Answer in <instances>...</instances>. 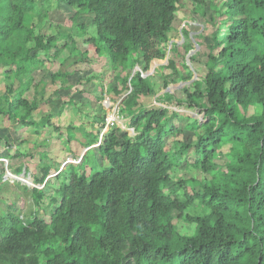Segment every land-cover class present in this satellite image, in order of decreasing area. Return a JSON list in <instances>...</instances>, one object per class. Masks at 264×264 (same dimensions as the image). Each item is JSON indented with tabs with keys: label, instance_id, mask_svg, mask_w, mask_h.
<instances>
[{
	"label": "trees",
	"instance_id": "1",
	"mask_svg": "<svg viewBox=\"0 0 264 264\" xmlns=\"http://www.w3.org/2000/svg\"><path fill=\"white\" fill-rule=\"evenodd\" d=\"M187 1L205 23L195 37L205 57V73L184 86L183 100L176 101L198 109L201 120L180 129L172 122L179 118L177 113L168 115L161 106L145 109L139 102L140 97L155 94L152 76L130 72L135 65L147 72L153 60L165 59L183 0H55V10L63 15L73 11V27L58 23L48 34L39 30L49 22L48 9H37L36 0H0V78L5 89L0 92V118L32 127L37 134L52 127L51 120L65 105L81 112V103L67 97L56 113L49 111L34 121L36 104L24 94L40 91L42 104L58 101L60 91L72 88L69 69L91 66L102 57L110 66L106 78L118 80L110 81L108 96L115 101L124 95L117 113L135 132L130 137L112 127L100 136L106 115L102 107L85 116L90 133L67 125L68 147L74 142L75 151L81 152L98 144L91 152L100 170L86 171V151L80 163H69L58 172L49 195L48 219L38 213L47 178L57 169L39 168L41 175L33 182L40 189L16 184L29 193L33 209L22 213L23 196L20 206L3 202L0 264H264V0ZM80 15L91 16V29L76 23ZM182 34L188 40L187 32ZM73 35L87 38L77 43ZM189 50V41L169 50L180 54L179 66L167 57L162 68L169 73L160 77L159 90L177 77L191 80L183 55ZM194 57L189 58L191 64ZM52 62L57 69L48 85L56 89L46 96L45 83L35 82L33 74ZM98 91L93 99L101 104L103 87ZM163 97L161 104L173 103L172 93L165 91ZM59 129L55 124L53 130ZM185 131L192 133V142L182 138ZM2 146L5 153L0 158L9 163L21 160L18 166L10 164V172L20 177L23 168L27 176L26 154L10 150L13 145L6 137L0 138V152ZM47 156L43 152L40 159ZM181 163L201 177L175 178L173 169ZM3 176L0 171V188L8 180ZM30 179L23 181L31 186ZM178 188L182 196L176 193Z\"/></svg>",
	"mask_w": 264,
	"mask_h": 264
},
{
	"label": "rangeland",
	"instance_id": "2",
	"mask_svg": "<svg viewBox=\"0 0 264 264\" xmlns=\"http://www.w3.org/2000/svg\"><path fill=\"white\" fill-rule=\"evenodd\" d=\"M215 2H219V0H214ZM36 5L37 9L45 7L48 9L49 12V22L44 23L40 28V32L42 34H48L53 31V28L56 24H62L70 30H72L73 23L70 21V16L73 14L72 10H65V14L63 15L59 10H55V0H36ZM206 14L209 15L210 11L208 10L207 6L204 7ZM203 9V11H204ZM62 10V9H61ZM63 11V10H62ZM205 20V18H204ZM76 23H83L87 28H90L91 26V16L90 15H80L76 21ZM91 29V28H90ZM205 29V23L203 19L200 17L199 14L192 13V7L190 1L183 0L182 4L178 7L177 12L175 13V19L172 23V30L169 34V39H168V44H167V50H166V57L163 60H153L150 65L149 69L147 72H142L141 71V76L142 77H148L152 76L151 78L153 79V86L155 90V94L152 96L148 97H140L139 102L143 104V107L145 109H154L157 107H164L167 109L168 115L171 112H175L178 115V119L176 120L175 118H172V122L178 126V128L182 129L186 125L191 123V120H201V113L198 109L195 108H189L186 105L180 103L177 104L178 101H182L184 96L181 93V89L184 86H187L190 82H185L181 81L178 77L176 78V82L173 84H169L165 90H159L161 80L160 77H164V75H167L169 73V70H165L162 68L167 64V57H170V59L174 58L176 59L175 62H178L176 65L179 66V58L180 54L176 55L175 53L169 51L173 46H178L180 49L181 45L186 42H190L191 44V50H189L187 53H182L183 51H179L181 54L184 55V60L186 65L188 66L189 70L191 71V80H198L201 75L205 73V68L203 66V63L205 61V57L203 54L202 48L199 47L197 44L198 41H196L195 37L199 35L203 30ZM91 31V30H90ZM182 31L187 32V37L188 40H185L184 35L182 34ZM209 32V31H208ZM209 35V33H208ZM207 35V36H208ZM74 36V40L79 43L82 41V39L87 38V35L80 39L78 36ZM209 37V36H208ZM204 41V39H201ZM195 56V60L193 64L190 63L189 58L190 56ZM97 60V65L92 64L89 66L88 63L86 64H78L73 66L72 68L69 69L70 72H72L71 76L68 77L70 81L68 82L72 85V88L66 91H60V97L61 101H54V102H48V103H41V92L40 91H35L33 92L28 91L24 94V98L28 99V101L34 102L36 104V109L32 113V118L34 121H38L41 116H43L45 113H48L51 111L52 113H56L60 109V105L62 101H65L68 99L67 97H70L73 101L74 104L76 102L81 103L79 106L81 112L76 111L75 108L68 104L62 107V111L60 114H58V117H55L51 120L52 127H47L44 129H40L39 133L35 134L34 129L32 127H24L21 124H18L14 120L7 121L5 118H0V138L1 137H6L8 139L9 144L13 145L10 150L16 149L20 153H25L26 158L25 160H28L26 163L27 168H29V171L27 172V179L31 178V186H29L26 183L20 182L18 179H22L20 177H15L17 179H14L13 173L10 172V164L11 166H18L21 162L20 159H16L13 161V163H9L8 160L0 158V171H3L4 179L6 182L1 186L0 188V210L5 207L4 201L6 202H17V206H20V202L22 198L24 197V207L22 210V213L24 215H27L29 210L33 209V204H32V199L29 196V193H24L21 189H18L17 186H25L27 189H32V188H42V186H35L33 182V177L34 176H40L41 172L39 168L41 166L48 165L47 167L48 170L52 169H57V172H51L48 176L47 184L46 187L43 189L44 190V195L45 198L42 200L40 203V207L42 208L41 211L38 213L42 218L48 219V213L51 210V204H49V195L53 191V188L55 184L57 183L56 181V175L58 172H61L64 170L69 164L73 163V166H76V160L78 156L82 155L84 152H86L85 156L90 160L86 162L87 167L85 168L86 171L88 169L96 170L98 168L97 160H96V155L93 156L94 152H91V150H95V147H90L88 148H83L81 152L75 151V148L78 150V145L75 144L74 142H71L72 145L68 147L65 139H66V132H65V127L67 125H73L75 129H82L85 133H90V124L88 123L89 118H86L87 116L90 117L92 111L93 112H98L99 108L102 107L104 111H106V107L110 109L111 107H115L117 109L118 105L120 104V101L124 97L122 95L121 97L117 98L115 101H112V99L109 98L107 88L111 86V84L116 83L117 78L113 77L112 80L107 79L106 77L109 74L110 66L109 63L106 61L105 58L98 57ZM55 62V61H54ZM52 62L51 64H48L46 68L41 69L39 71L34 72L33 74V80L37 82L38 80H42L45 83V91L46 96L49 94H52L53 90H55V86L48 85L49 82V77L52 72H54L57 69V66L55 63ZM133 69L139 70L140 68L138 66H134ZM3 70L0 69V72ZM132 73V69L130 74ZM92 76L89 80H84L82 79L83 77H89ZM103 78V80H102ZM82 79V80H80ZM130 79V77H129ZM114 80V81H113ZM0 92H4V83L2 82V79L0 78ZM77 81H79L77 83ZM110 81H112L110 83ZM7 84V83H6ZM103 87V92L101 94L102 99L104 97H108L110 100V103L108 105H103L102 104V99H101V104L98 101H95L94 95L100 94L98 89L100 87ZM82 90L81 92H79ZM83 91L91 92L89 95H84ZM170 92L173 95V103L171 104H161L160 100L164 99L162 98V95L164 92ZM51 97V95H50ZM177 101V102H176ZM103 105V106H102ZM88 109V110H87ZM92 111H91V110ZM250 111V109H249ZM86 116V117H85ZM128 120L127 119H122L119 118L118 123L115 125L117 128H119L122 132L127 133L130 137H133L135 135V132L128 127L127 125ZM57 124L60 127V131H54V125ZM81 131V130H80ZM104 132L107 131L103 130ZM101 133V132H100ZM75 136L79 139V141H84L82 138L81 132H76ZM49 140L47 143L44 145L42 143V140L45 139ZM182 138L187 141V142H192L193 137L192 133L185 131ZM41 143L43 145H41ZM2 146L1 152L0 153H5V148ZM66 150V152L64 151ZM73 150V151H71ZM46 152L49 156L47 158H41L40 159V154ZM78 152V153H77ZM65 153H69L65 155ZM31 155V157H29ZM69 155V157H68ZM43 156V155H41ZM71 156V157H70ZM186 159H188V162L192 160V154L188 153L187 155L185 154ZM67 157V158H66ZM98 157V156H97ZM74 159L73 161H70V159ZM59 162V163H57ZM55 161V162H54ZM69 161V162H68ZM81 162V161H80ZM57 163V164H56ZM68 163V164H67ZM97 170H100L97 169ZM174 172V177H182V178H188V177H197L200 178L201 174L198 171H195L190 165L185 166L184 163H181L178 165L177 168L173 169ZM23 171V168H22ZM21 171V172H22ZM67 173V170L65 171ZM28 183V182H27ZM18 184V185H16ZM187 188L189 187L186 185ZM172 186L171 184L167 185V189H170ZM195 190H199L198 187H195ZM176 193L182 196V190L181 188H178ZM23 196V197H22ZM22 197V198H21ZM21 198V199H20ZM197 212L200 211L199 209L196 210ZM25 217V216H24ZM176 227L178 230L182 232L183 226L180 221L175 222ZM187 232H190L189 229H187Z\"/></svg>",
	"mask_w": 264,
	"mask_h": 264
},
{
	"label": "built area",
	"instance_id": "3",
	"mask_svg": "<svg viewBox=\"0 0 264 264\" xmlns=\"http://www.w3.org/2000/svg\"><path fill=\"white\" fill-rule=\"evenodd\" d=\"M133 70H135V69H133ZM132 70V71H133ZM135 72H139L140 73V75H141V70L139 71V70H135ZM142 77V76H141ZM143 78H145V77H143ZM110 103V100L108 99V97L106 98V97H104L103 99H102V104L103 105H108ZM102 105V106H103ZM118 120H119V116H118V113H117V109L115 108V107H111L110 109H108L107 107H106V115H105V124H104V127H103V129L100 131L101 133H100V136L102 135V133L104 132L103 130H104V128H105V130H107V129H109V128H112V127H117V126H115L117 123H118ZM80 159H81V157L80 158H77V162H76V164L77 163H79L80 162ZM70 161H73L74 162V159H70ZM69 162V161H68Z\"/></svg>",
	"mask_w": 264,
	"mask_h": 264
},
{
	"label": "water",
	"instance_id": "4",
	"mask_svg": "<svg viewBox=\"0 0 264 264\" xmlns=\"http://www.w3.org/2000/svg\"><path fill=\"white\" fill-rule=\"evenodd\" d=\"M134 73H135V70L132 71L131 76H132ZM191 81H193V80H191ZM84 153H85V152H84ZM19 176H20V178H22V179H19V181L25 183V182L23 181V179H25V178L27 177V176H25V172L22 171V173H21Z\"/></svg>",
	"mask_w": 264,
	"mask_h": 264
},
{
	"label": "clouds",
	"instance_id": "5",
	"mask_svg": "<svg viewBox=\"0 0 264 264\" xmlns=\"http://www.w3.org/2000/svg\"><path fill=\"white\" fill-rule=\"evenodd\" d=\"M190 81H191V80H190ZM190 81H189V82H190ZM191 82H192V81H191ZM99 139H100V137H99ZM95 146H98V144H96ZM95 146H92V147H95ZM89 148H90V147H88V149H89ZM84 154H85V153H83L80 157L82 158V156H83ZM80 161H81V159H80ZM69 163H70V162H69ZM79 163H80V162H79ZM67 164H68V163H67ZM72 164H73V163H72ZM15 177H16V176L14 175V177H13L14 179H17V178H18V177H17V178H15ZM18 180H19V179H18Z\"/></svg>",
	"mask_w": 264,
	"mask_h": 264
}]
</instances>
